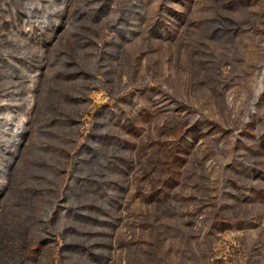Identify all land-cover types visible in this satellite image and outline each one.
I'll return each instance as SVG.
<instances>
[{
  "label": "rangeland",
  "instance_id": "obj_1",
  "mask_svg": "<svg viewBox=\"0 0 264 264\" xmlns=\"http://www.w3.org/2000/svg\"><path fill=\"white\" fill-rule=\"evenodd\" d=\"M101 2H34L71 14L37 40L0 24V116L28 131L0 161V264L14 231L24 247L40 232L46 199L55 230L96 254L63 263L264 264V0H115L74 19ZM75 206L91 220L65 217ZM45 239L35 264L65 241Z\"/></svg>",
  "mask_w": 264,
  "mask_h": 264
},
{
  "label": "trees",
  "instance_id": "obj_2",
  "mask_svg": "<svg viewBox=\"0 0 264 264\" xmlns=\"http://www.w3.org/2000/svg\"><path fill=\"white\" fill-rule=\"evenodd\" d=\"M38 1V0H37ZM36 0H9V11L8 13L11 16V20H5L0 19V24L4 27L10 28L11 31H14L15 33L19 35H25L30 37L32 40H37L39 37L43 36V32L45 30H50L51 28H59L62 23L65 21L69 15H65L63 10L60 12L59 15H55V13H48L45 12L44 9L41 6H31L34 2H37ZM115 0H102L101 5L98 7H95L92 11H86L84 9L77 8L75 11H77V16L74 19H84L87 16L93 23H97L101 16L105 15L109 9L110 5ZM23 7L22 10L23 13L20 12L17 7ZM73 18H71L72 20ZM46 75H48L50 78L62 80V81H68L75 77L76 74L74 72H69L65 69H45L44 70ZM66 100L74 102L75 99L71 98L70 96L66 95ZM27 130L24 128H18L14 123H12L11 119L5 118L0 116V161L3 164L9 163L13 157L15 156L20 144L22 143V139H24L25 135L27 134ZM3 134H9L7 141H2L1 136ZM90 138L97 141H104L106 139V134L99 136L91 134ZM42 147L44 149L57 151V148L43 143ZM84 148L86 151L91 152L93 149H97V147L90 146L89 144H85ZM96 151V150H95ZM98 153L100 156L102 155L103 151H101L98 148ZM58 173H61V170H57ZM77 183L83 184V185H89L92 182L89 180V178L86 177H74ZM95 190L96 193L99 195H102L104 193L102 189V185L98 182L95 183ZM63 193V191H62ZM48 199L44 200L42 211L40 214L42 216L40 217V214L36 219H34L35 227L40 226L39 229H37V236L33 239H30L27 243V245L22 244V240L19 236L18 231H14L13 234V240L15 244V252L16 254L11 256H6L5 260L8 264H35L38 256L41 254V250L48 244V241L45 239V234L51 233V230L58 233V235L65 240L62 245L58 246V249H53L47 256L43 258L41 261V264H52L54 255H57L59 258V264H77L74 262L71 263H63L62 260L64 259V252L70 251V252H77L80 253L86 257L89 258H95L96 254L91 252L88 247H86L83 243L78 242L74 239H67L66 235L68 231H72L75 233V235H80V231L75 228H70L64 224L58 227L57 230L56 227L58 226V220L61 218L58 215L57 210L48 211L49 203H47ZM45 204V205H44ZM51 205V204H49ZM81 207L85 205H80ZM80 206L70 207L69 212L66 211L65 217L75 218L79 219L81 221L88 222L91 220L90 217L84 214H78L77 210L78 208H81ZM87 206V204H86ZM40 217V218H39ZM24 247V249H23ZM23 251V252H22ZM57 252V253H56Z\"/></svg>",
  "mask_w": 264,
  "mask_h": 264
}]
</instances>
